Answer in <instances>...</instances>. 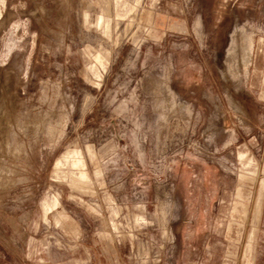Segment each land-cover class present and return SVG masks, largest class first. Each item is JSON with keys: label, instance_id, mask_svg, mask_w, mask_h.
Instances as JSON below:
<instances>
[{"label": "rangeland", "instance_id": "374dc122", "mask_svg": "<svg viewBox=\"0 0 264 264\" xmlns=\"http://www.w3.org/2000/svg\"><path fill=\"white\" fill-rule=\"evenodd\" d=\"M0 264H264V0H0Z\"/></svg>", "mask_w": 264, "mask_h": 264}, {"label": "bare ground", "instance_id": "6f19581e", "mask_svg": "<svg viewBox=\"0 0 264 264\" xmlns=\"http://www.w3.org/2000/svg\"><path fill=\"white\" fill-rule=\"evenodd\" d=\"M242 44V43H241ZM237 45V44H236ZM245 46V45H244ZM240 48V47H239ZM237 49H238V45L237 47L235 46L232 50V53L231 55L233 56H236V53H237ZM242 60H243V63L244 62H249V60L251 59V44H248L247 46L244 47V50L242 52V55L240 57ZM239 58V59H240ZM234 62V61H233ZM238 63V62H237ZM242 64V63H241ZM243 65V64H242ZM239 66V65H238ZM246 66V65H245ZM240 67V66H239ZM244 67V66H243ZM247 67V66H246ZM241 68V67H240ZM233 69V68H232ZM242 71V70H241ZM235 72V71H234ZM236 74V72H235ZM244 80V79H243Z\"/></svg>", "mask_w": 264, "mask_h": 264}]
</instances>
